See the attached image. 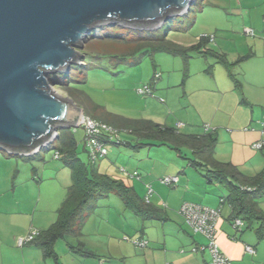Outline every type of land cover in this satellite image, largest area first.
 <instances>
[{
  "label": "rangeland",
  "instance_id": "1",
  "mask_svg": "<svg viewBox=\"0 0 264 264\" xmlns=\"http://www.w3.org/2000/svg\"><path fill=\"white\" fill-rule=\"evenodd\" d=\"M164 24L154 29L109 23L95 25L83 48H79L83 55L78 58L79 62L75 61L69 71L50 73V86L60 94L71 97L87 116L103 119L106 111L130 118L154 119L168 126L176 127L177 123L182 122L185 125L179 130L193 134H204L205 126L216 112L215 119L224 121L226 110L232 105L245 107L241 102L242 92L234 89L227 70L212 56L214 53L211 51L193 52L187 60L166 52L142 55L143 52L134 47L137 41L131 39L148 37V33H152L150 37L154 38V34L161 36L167 31V39L185 46L197 43L202 35H214L216 40L211 41L207 49L225 50L229 52L228 60L231 61L236 57L235 51H255L254 40H264V0H196L188 12ZM245 27L253 28L256 36L245 34ZM233 71L238 79L242 78L240 65H236ZM157 74L160 76L157 77ZM68 83L69 88L66 87ZM147 84L152 88V93L140 94L138 88ZM233 96L237 98L238 104L231 99ZM95 105L99 106L96 110L93 107ZM248 108L250 112L253 109ZM253 110L261 112L259 107ZM225 129V126L218 127V140L213 154H198L191 147L177 145L168 139L162 144L154 141V145H143L139 149L124 143H110L108 155L98 158L95 165L100 167L103 163L101 169L123 177L127 183H131L132 178L120 172V169L125 168L130 174L138 171L150 179L148 184L153 186L154 195L159 192L166 195L172 190L184 188L183 184L174 187L161 183L160 178L174 175L182 179L188 175L192 177L193 188L189 192L191 196L188 201L198 202L196 196L205 195L207 191H213L216 196L219 192L227 194L223 185L208 183L205 177V170L212 168V158L220 161V157L229 155L236 145ZM71 130L79 143L80 157L90 162L83 143L84 127H72ZM120 136L125 141L136 143L135 135L121 131ZM49 145L31 155H19L0 149V264H55L53 259H44L39 255L38 249H34L38 256L28 259L26 263L23 261L22 249L29 246L21 247L17 243V239L25 235L20 234L21 228L30 225L32 220H38V223L48 222L49 217L56 220L57 210L55 213L51 210L60 207L71 184L70 169L61 159L55 158L56 149L47 148ZM252 150L259 152L258 156H263L264 150ZM195 159L206 166L201 169L190 165L191 160ZM135 179L140 183L138 178ZM206 187L208 190L205 192ZM175 213L171 214L175 217ZM94 218L98 226L104 220L102 232H106L107 227L115 226V232V228L108 230L126 244L139 235L137 226L140 219L125 209L123 200L116 193L98 201V207L90 223L85 224L83 232L95 228ZM178 218L180 223L177 219L165 223L166 231H181L189 238L190 234L183 230L187 229L183 218L181 215ZM125 236L130 240L124 239ZM69 241L77 243V238L68 235L57 243L61 263L68 264L62 251Z\"/></svg>",
  "mask_w": 264,
  "mask_h": 264
},
{
  "label": "water",
  "instance_id": "2",
  "mask_svg": "<svg viewBox=\"0 0 264 264\" xmlns=\"http://www.w3.org/2000/svg\"><path fill=\"white\" fill-rule=\"evenodd\" d=\"M196 0H0V149L30 155L85 111L50 86L99 23L154 29ZM81 42H83L81 44Z\"/></svg>",
  "mask_w": 264,
  "mask_h": 264
},
{
  "label": "crops",
  "instance_id": "3",
  "mask_svg": "<svg viewBox=\"0 0 264 264\" xmlns=\"http://www.w3.org/2000/svg\"><path fill=\"white\" fill-rule=\"evenodd\" d=\"M215 40L216 37L214 38V41H211L215 42ZM210 42L203 48L207 49ZM253 44L255 46V51L251 50L247 53H240L239 51H235L236 57L231 61L228 60L229 52L225 50L213 51L215 55L216 53L218 55H223L226 59V62L232 64L231 70L235 76V80L231 77L229 68L224 63L219 62L227 70L228 77L233 82L234 89L242 92L240 93V95L243 96L241 98V102L245 107H241L240 105H232L229 109L226 110L227 116L224 121H217L215 119L218 113L216 112L214 118H212V120L209 121L210 123L206 125L209 126L208 130L205 126V133L211 132L213 130L217 131L218 127L225 126V131H227L226 134L229 135L233 142L235 141L234 144L236 145L231 152L232 154L230 153L229 155L220 157V161L234 163L243 173L247 175H254L264 169V153H262L263 156L260 157L258 156L259 152L256 153L252 150V148L260 151L264 150V145L260 149L254 147V144L257 142H263L264 144V133H262L263 128L260 124V122L264 120V40H254ZM259 51H261V53H259ZM236 65H240L242 71L241 79H238L235 72L233 71ZM236 81L238 82V84H236ZM231 99L233 100V102L237 101V98L234 96L231 97ZM222 104L223 100L221 101L220 106H222ZM236 104H238V102H236ZM248 106L253 107V109L255 107H259L261 109V112L257 113L253 109L250 112ZM152 120L155 121L154 119ZM178 124H181V126L177 127ZM177 125L176 128L179 132H181L179 129L184 127L185 124L179 122L177 123ZM212 126H214V128H212ZM181 133L193 134L185 132ZM128 134L134 135L132 133ZM84 142L85 141H83V143ZM102 165L103 163H101L100 167L97 166L98 169L102 172L112 175L109 170L101 169ZM120 172H122L121 169ZM112 176L117 177L114 175ZM129 177L132 178V182L128 184L134 187L135 192L141 198H145L147 184L150 183V179L141 175V178H138V181H140V183H138L136 182L137 180L135 179V177H132L131 175ZM178 177L179 182L176 186L183 184L184 188H181V190L175 189L172 190V192H168L166 195H162L160 192L157 194L155 193L154 195L153 192L151 203L154 208H156L160 213L158 214L159 217L149 218L138 216L133 210L127 209L124 205L125 209L129 210L140 219V224L139 226H137L139 235L134 237V239L131 240L129 244H126L114 237V232L116 231L115 226H112V228H115L114 232L108 230L112 229L110 227L105 228L107 229L106 232H102L101 228H103L104 220H102L101 225L98 226L97 220L96 218H94L93 226L95 228L91 229V231L83 232V236L80 239L84 242L85 248L92 251L95 255L86 256L77 253L72 250L68 246L69 243H67L65 250L62 251L65 255L66 262L68 264H210L211 254L209 250L207 248L203 249L201 247L207 245V239L202 234L194 232L192 228L187 225L184 217L180 213V207L184 202H195L188 201V197L191 196L189 192L193 188L191 184L193 179L189 175L183 178L185 179V181L180 178L181 176ZM207 181L208 183L212 184L216 183L215 181H209L208 179ZM217 184L222 185L218 182ZM138 185L144 190L145 194L141 193V189L138 187ZM206 190H208L207 187L205 189V192ZM227 194L219 192L216 196L213 191H207L205 195L198 197V195L196 196L194 193L193 196H196L198 198V202L195 203L212 208H221V220L218 223L217 233L218 243L221 250L231 259V264H264V222L255 219L252 222L250 221V225H248L247 223L249 221L244 220V225L241 229L235 228L233 225V209L226 199ZM222 200H225V202H223ZM62 202L63 201H61V203ZM165 202L166 206H164ZM258 203L259 207L264 212V196L259 199ZM56 210L58 209H52L51 212L55 213ZM173 212H176L175 217L173 214H171ZM179 215H181V217L183 218L184 224L187 228L183 230L186 234H190L191 238H188L181 231H166L165 223L173 222L174 219H177V222L180 223V219L178 218ZM92 216L93 214L88 218L86 223H90ZM34 220H32V223L30 225H26L21 228L22 231H20V234H26L32 228L38 230L46 229L56 221L55 219H52V217L51 219L49 217V221L46 223L42 221L38 223V220H35L37 222L35 223ZM107 223L109 224V221H107ZM45 225L47 227H45ZM84 228L83 230H85ZM134 240H144L147 242V244L145 246H139L134 243ZM69 242L71 244H76L72 243V241ZM27 245L29 247L22 249L23 261H26L27 263L28 259L38 256L36 250L34 249H38L40 251L39 255H42L43 257L42 250L40 248L36 247L33 244ZM247 246H252L255 249V253L248 252L246 250ZM194 247L201 248L194 251ZM32 254H34V256H32Z\"/></svg>",
  "mask_w": 264,
  "mask_h": 264
},
{
  "label": "trees",
  "instance_id": "4",
  "mask_svg": "<svg viewBox=\"0 0 264 264\" xmlns=\"http://www.w3.org/2000/svg\"><path fill=\"white\" fill-rule=\"evenodd\" d=\"M150 35L152 33H148V37L131 39L137 41L134 47L136 50L139 49V52H143L142 55L166 52L174 56H181L187 60L193 52L209 53L211 51L210 53H214L211 49L203 48L211 41L208 37L209 35H202L200 41L190 46H184L167 39V31L161 36L154 34V38H151ZM214 56L219 62L224 63L229 68L230 75L235 80V76L231 70L232 64L226 62L223 55L216 53ZM71 74L72 70L69 77ZM236 84H238L237 81ZM69 86V83L66 84L67 88ZM93 107L94 110L99 108L97 105ZM104 112L105 118L103 119L96 116L90 117L109 124L116 130L115 133L104 132L101 135L102 140L107 145L110 143H124L127 146L139 149L143 145H154V141H159L162 144L165 139H168L177 145L189 146L198 154H213L215 151L218 140L216 130L202 135L182 134L176 127L163 125L152 119L129 118L119 114ZM121 131L134 134L137 138L136 143L132 144L131 141L123 140L120 136ZM78 145L77 138L71 128H61L57 139L47 147H54L59 154L58 159H61L64 165L70 169L71 184L67 188L65 199L57 210L58 216L56 221L46 229H37L39 233L36 237L25 244H33L40 248L43 257L53 259L56 264H62L56 250L57 243L68 235H73L77 238L76 244L68 242V246L72 250L86 256L95 255L92 251L85 248L84 242L80 238L83 236V228L88 218L98 207V201L101 198L108 197L111 193H116L123 200L125 207L133 210L138 216L154 218L159 217L158 214H160L152 205L151 199L150 202L146 200L149 184H147L145 198H141L135 192L134 187L129 185L123 177H113L108 173L100 171L95 165L96 162L92 159H89L90 162L83 161L79 155ZM86 149L88 151L87 147ZM210 162H212V168L208 167L205 170V177L209 181L222 184L227 189L228 194L226 199L233 209V219L241 218L242 221L248 220V225H250V221L252 222L255 219L264 222V212L258 205L259 199L264 196V169L254 175H247L232 162L218 161L214 158ZM190 165L201 169L206 166L205 163L198 159L191 160ZM136 172L138 173V171ZM138 176L133 177L140 179V173H138Z\"/></svg>",
  "mask_w": 264,
  "mask_h": 264
},
{
  "label": "built area",
  "instance_id": "5",
  "mask_svg": "<svg viewBox=\"0 0 264 264\" xmlns=\"http://www.w3.org/2000/svg\"><path fill=\"white\" fill-rule=\"evenodd\" d=\"M244 32L248 35H255V30L251 27H245ZM211 40L214 39L213 35L208 36ZM157 77L160 74L156 75ZM140 94H150L152 93V88L147 84L143 87L138 88ZM262 126V133H264V120L260 122ZM79 126H84L86 130L85 145L88 148V153L90 159L96 161L98 158L105 157L109 148L105 141L102 140L101 135L104 132L115 133L116 130L113 129L109 124L103 123L96 119L91 118L90 116L85 115L83 120L80 122ZM181 124H178L177 127H180ZM207 130L209 126H206ZM248 129V128H246ZM263 142H257L254 144V147L260 149L263 147ZM58 152L55 153V157L58 158ZM121 171L128 176H138V173L135 171L132 174L122 168ZM161 183L167 185H177L179 182L178 176H165L160 178ZM153 195V189L151 185H148V194L146 196L147 202H150V199ZM223 201V200H222ZM180 213L184 217L187 225L192 228L196 233L202 234L207 239V245L201 246L203 249L207 248L211 254L210 264H231V259L221 250L218 243V223L221 220V208H212L209 206H204L195 202H184L180 207ZM233 225L237 229H241L244 225V222L240 218H236L233 221ZM39 233L37 229H32L27 234L20 236L17 239L19 246H23L26 243L33 240L36 235ZM125 239H129L125 237ZM134 243L139 246H145L147 244L144 240H134ZM201 247H194L193 250L196 251ZM246 250L250 253H255V249L252 246H247Z\"/></svg>",
  "mask_w": 264,
  "mask_h": 264
}]
</instances>
